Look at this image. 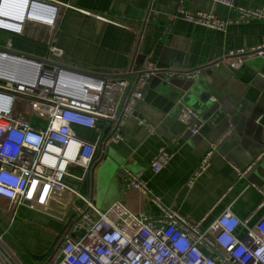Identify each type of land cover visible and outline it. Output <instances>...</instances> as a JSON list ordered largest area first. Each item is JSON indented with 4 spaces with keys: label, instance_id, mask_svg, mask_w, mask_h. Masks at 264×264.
I'll return each mask as SVG.
<instances>
[{
    "label": "crops",
    "instance_id": "1",
    "mask_svg": "<svg viewBox=\"0 0 264 264\" xmlns=\"http://www.w3.org/2000/svg\"><path fill=\"white\" fill-rule=\"evenodd\" d=\"M49 1L59 4L54 28L31 24L21 35L0 31V46L10 43L12 51L31 58H43L55 47L62 53L61 65L97 76L128 77L148 63L158 70L105 152L103 123L94 130L78 127L84 134L79 139L96 143L101 158L81 180L82 168L71 166L65 184L90 196L100 211L120 202L136 215L157 216L158 205L127 185V173L141 172L159 204L190 221L205 217L202 225L207 226L226 208L239 219L248 217L264 193V54L222 58L264 45V20L237 22L235 9L211 0ZM231 2L247 11L264 10V0ZM179 10L232 22L223 30L209 29L183 20ZM238 61L240 66L232 67ZM196 69L200 74L192 79L167 75ZM184 107L198 115L197 134L177 121ZM160 148L171 158L155 174L149 163ZM210 150L207 168L189 186ZM234 169L246 173L239 177ZM25 206L10 210L0 198L1 252L11 264H58L72 207Z\"/></svg>",
    "mask_w": 264,
    "mask_h": 264
},
{
    "label": "built area",
    "instance_id": "2",
    "mask_svg": "<svg viewBox=\"0 0 264 264\" xmlns=\"http://www.w3.org/2000/svg\"><path fill=\"white\" fill-rule=\"evenodd\" d=\"M211 1L235 9L237 22L264 20V10L237 8L231 0ZM58 14L59 4L49 0H0V31L21 35L31 24L52 29ZM178 14L215 30L232 22L202 11L179 10ZM244 53L264 54V45L230 52L222 59ZM61 55L51 47L47 56L31 58L12 51L10 43L0 46V198L7 200L10 210L22 205L44 210L50 202L63 209L72 207L58 245L62 256L58 264H264L263 192L248 217L239 219L226 208L203 226L205 217L194 222L161 206L141 172H124L127 185L158 205L157 216L136 215L120 202L100 211L90 196L65 184L71 166L82 168L81 180L99 156L98 145L77 138L71 127L94 130L103 123L102 146L115 142L123 122L142 99L143 87L158 70L148 63L128 77L97 76L61 65ZM240 64L234 62L232 67ZM200 71L167 75L192 79ZM177 121L192 135L198 133V115L190 108L181 109ZM211 154V150L205 154L189 186L207 168ZM170 158L160 148L149 163L150 170L159 173ZM234 170L239 177L246 173ZM77 231L82 234L76 236ZM0 264H11L1 250Z\"/></svg>",
    "mask_w": 264,
    "mask_h": 264
},
{
    "label": "rangeland",
    "instance_id": "3",
    "mask_svg": "<svg viewBox=\"0 0 264 264\" xmlns=\"http://www.w3.org/2000/svg\"><path fill=\"white\" fill-rule=\"evenodd\" d=\"M71 129H72V131H73V133H74V135L77 137V138H84V134H81V133H79L78 132V130H79V128L78 127H71ZM83 129V128H82ZM109 165H107V166H115V164L114 163H108ZM75 183V185H80L81 186V184L82 183H77V182H74ZM81 190H82V188H81ZM25 207H27V206H25ZM28 208V207H27ZM131 211V210H130ZM132 212V211H131ZM133 213V212H132Z\"/></svg>",
    "mask_w": 264,
    "mask_h": 264
},
{
    "label": "trees",
    "instance_id": "4",
    "mask_svg": "<svg viewBox=\"0 0 264 264\" xmlns=\"http://www.w3.org/2000/svg\"><path fill=\"white\" fill-rule=\"evenodd\" d=\"M100 158H101V156L99 155V156H97V158L94 160V162L92 163V169L97 165V163L100 161Z\"/></svg>",
    "mask_w": 264,
    "mask_h": 264
},
{
    "label": "water",
    "instance_id": "5",
    "mask_svg": "<svg viewBox=\"0 0 264 264\" xmlns=\"http://www.w3.org/2000/svg\"><path fill=\"white\" fill-rule=\"evenodd\" d=\"M101 149L104 150V152H105L107 150V147L106 146H102Z\"/></svg>",
    "mask_w": 264,
    "mask_h": 264
}]
</instances>
